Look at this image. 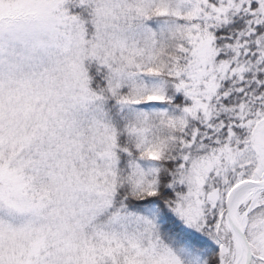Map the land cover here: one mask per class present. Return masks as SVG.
Here are the masks:
<instances>
[{
    "label": "snow or ice",
    "instance_id": "obj_1",
    "mask_svg": "<svg viewBox=\"0 0 264 264\" xmlns=\"http://www.w3.org/2000/svg\"><path fill=\"white\" fill-rule=\"evenodd\" d=\"M0 264H264V0H0Z\"/></svg>",
    "mask_w": 264,
    "mask_h": 264
}]
</instances>
